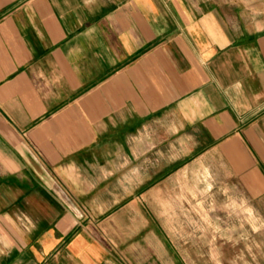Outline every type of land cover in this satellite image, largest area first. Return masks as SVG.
<instances>
[{"label": "crops", "instance_id": "1", "mask_svg": "<svg viewBox=\"0 0 264 264\" xmlns=\"http://www.w3.org/2000/svg\"><path fill=\"white\" fill-rule=\"evenodd\" d=\"M189 159L264 213V0H0V264L130 261Z\"/></svg>", "mask_w": 264, "mask_h": 264}, {"label": "rangeland", "instance_id": "2", "mask_svg": "<svg viewBox=\"0 0 264 264\" xmlns=\"http://www.w3.org/2000/svg\"><path fill=\"white\" fill-rule=\"evenodd\" d=\"M200 162L187 160L154 186L151 216L157 228L122 248L130 256L122 264H264V213L241 211L243 200L251 207L254 202L242 196L240 183H231L218 159L209 167L211 191L197 184Z\"/></svg>", "mask_w": 264, "mask_h": 264}]
</instances>
